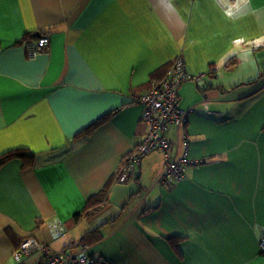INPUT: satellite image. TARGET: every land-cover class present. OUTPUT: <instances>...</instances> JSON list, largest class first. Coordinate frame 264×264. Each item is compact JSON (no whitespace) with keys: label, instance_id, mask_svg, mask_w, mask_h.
<instances>
[{"label":"crops","instance_id":"obj_1","mask_svg":"<svg viewBox=\"0 0 264 264\" xmlns=\"http://www.w3.org/2000/svg\"><path fill=\"white\" fill-rule=\"evenodd\" d=\"M39 33L50 46L31 58ZM181 52L203 76L182 84L187 121L165 137L170 159L201 162L161 182L153 152L118 183L147 135L138 99ZM16 148L35 163L0 167V264L27 236L75 253L97 228V264H264V0H0V154Z\"/></svg>","mask_w":264,"mask_h":264},{"label":"built area","instance_id":"obj_2","mask_svg":"<svg viewBox=\"0 0 264 264\" xmlns=\"http://www.w3.org/2000/svg\"><path fill=\"white\" fill-rule=\"evenodd\" d=\"M50 46V35L27 41L26 49L31 58H36ZM203 75H192L184 54L181 52L174 59L172 67L161 79L154 80L150 90L138 101L144 105L141 122L147 128L145 139L136 145L125 157V165L117 179L118 183H128L135 177L137 168L143 159L153 152H161L167 160L161 182L177 181L185 177L187 167L201 161H191L187 157L170 159V142L165 137L171 125L183 127L187 121V111L180 107L179 90L189 80H200ZM88 245L81 244L78 252L53 253L45 244L34 237L25 238L15 250L13 256L17 264H27L25 258L33 252H41L44 262L41 264H97L87 253ZM259 250L264 255V235L259 240Z\"/></svg>","mask_w":264,"mask_h":264},{"label":"trees","instance_id":"obj_3","mask_svg":"<svg viewBox=\"0 0 264 264\" xmlns=\"http://www.w3.org/2000/svg\"><path fill=\"white\" fill-rule=\"evenodd\" d=\"M256 80H257V78L255 80H252L251 82H255ZM106 119H107V116L101 117L98 121L94 122L91 126H89L86 129H84L82 131V135L89 134L93 129H95L99 124L104 122ZM143 140H141L140 142H142ZM140 142H138L137 145ZM170 147H171V143H170ZM15 158H19V159L22 160L23 167L32 166L35 163V154L32 151H30L27 148H16V149L8 150V151L3 152V153L0 154V167L2 165H4L6 162H8L9 160L15 159ZM125 160L126 159L124 158L123 163L121 165V168H119V171L116 174V177H115L116 180L119 178L121 170L123 169V167L125 165ZM134 179H135V177H134ZM109 189H110V184L108 186H106L103 191H101L97 195L91 197L88 200V202H87V204L85 206V209L83 211H81L80 213H78L77 215H75L74 220L77 221V220H80L81 218H88V217H91V216H94V215L98 214L101 211V207H102L103 203L107 200ZM119 216H117L116 219L119 218ZM27 237H31V236H27ZM102 238H103V236H102L99 228H97V229L89 232L88 234H86L85 237L83 238V240L81 241V244H86V245L88 244L89 245V244H91L93 242L101 241ZM177 240L178 239H173V242H176ZM171 241H172V239H171ZM20 244H21V242H20ZM91 257L94 259L95 262H97V260L94 258L93 255H91Z\"/></svg>","mask_w":264,"mask_h":264},{"label":"rangeland","instance_id":"obj_4","mask_svg":"<svg viewBox=\"0 0 264 264\" xmlns=\"http://www.w3.org/2000/svg\"><path fill=\"white\" fill-rule=\"evenodd\" d=\"M43 35H46V33H44ZM43 35H42V36H43ZM40 37H41V36H40ZM46 50H47V49H46ZM46 50H45V51H46ZM171 67H172V66H171ZM165 76H166V75H165Z\"/></svg>","mask_w":264,"mask_h":264},{"label":"water","instance_id":"obj_5","mask_svg":"<svg viewBox=\"0 0 264 264\" xmlns=\"http://www.w3.org/2000/svg\"><path fill=\"white\" fill-rule=\"evenodd\" d=\"M38 36H40V33L38 34Z\"/></svg>","mask_w":264,"mask_h":264}]
</instances>
